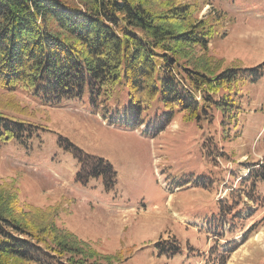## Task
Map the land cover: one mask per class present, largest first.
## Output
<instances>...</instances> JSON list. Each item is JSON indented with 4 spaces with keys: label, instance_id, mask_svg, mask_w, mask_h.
Here are the masks:
<instances>
[{
    "label": "rangeland",
    "instance_id": "1",
    "mask_svg": "<svg viewBox=\"0 0 264 264\" xmlns=\"http://www.w3.org/2000/svg\"><path fill=\"white\" fill-rule=\"evenodd\" d=\"M173 1L197 4L196 19L213 28L195 58L211 57L220 69L258 66L257 82L233 88L240 113L228 126L216 109L200 121L178 114L151 138L102 118L105 107L124 104L119 85L95 106L87 95L46 107L20 90L0 92V112L34 126L22 143L0 142V191H17L24 209L57 213L59 226L99 252L119 253L114 264H264V182L241 183L247 165L264 159V0ZM59 135L108 160L115 188L76 183L79 165L58 148Z\"/></svg>",
    "mask_w": 264,
    "mask_h": 264
},
{
    "label": "trees",
    "instance_id": "2",
    "mask_svg": "<svg viewBox=\"0 0 264 264\" xmlns=\"http://www.w3.org/2000/svg\"><path fill=\"white\" fill-rule=\"evenodd\" d=\"M77 1L0 0L1 93L20 90L46 107L87 95L94 105L103 103L101 98L109 100L119 85L125 90L124 104L109 112L105 107L108 115L103 111L102 118L109 126L140 130L152 138L178 114L188 122L200 121L216 109L222 114V126H228L230 115L240 113L233 88L261 77L258 66L220 69L211 57H194V48L207 51L214 35L212 26L196 19L197 4ZM157 2L162 9L153 8ZM33 129L0 112V142L22 143L23 138H32ZM56 144L77 161L76 183L86 186L92 179H101L104 191L115 188L118 174L108 160L86 153L61 135ZM250 180L264 182V159L247 165L241 183ZM22 207L17 191H0V264H114L120 260L119 253L99 252L59 226L57 213ZM166 249L176 254L174 247Z\"/></svg>",
    "mask_w": 264,
    "mask_h": 264
}]
</instances>
